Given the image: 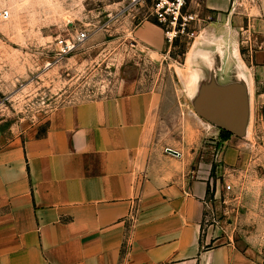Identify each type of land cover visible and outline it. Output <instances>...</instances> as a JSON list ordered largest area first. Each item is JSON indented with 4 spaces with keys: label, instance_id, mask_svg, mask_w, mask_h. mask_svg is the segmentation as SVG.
I'll list each match as a JSON object with an SVG mask.
<instances>
[{
    "label": "crops",
    "instance_id": "crops-1",
    "mask_svg": "<svg viewBox=\"0 0 264 264\" xmlns=\"http://www.w3.org/2000/svg\"><path fill=\"white\" fill-rule=\"evenodd\" d=\"M202 3L219 15L235 8V0ZM244 16L249 30L264 20V0ZM216 22L187 54L188 69H199L195 87L202 64H219L222 74L234 64L230 29L219 33ZM135 34L151 52L163 48L158 25L146 21ZM251 57L264 68V50ZM181 105L154 91L68 103L51 112L43 134L0 144V264H264L205 228L210 164L168 136L200 123Z\"/></svg>",
    "mask_w": 264,
    "mask_h": 264
},
{
    "label": "rangeland",
    "instance_id": "rangeland-1",
    "mask_svg": "<svg viewBox=\"0 0 264 264\" xmlns=\"http://www.w3.org/2000/svg\"><path fill=\"white\" fill-rule=\"evenodd\" d=\"M255 1L235 0L225 15L205 9L202 0L192 3L215 18L212 27L219 33L230 29L228 51L239 68L228 70L223 80L236 73L252 80L247 135L222 140L221 129L199 117L191 134L168 136L193 147L200 162L210 164L214 180L207 197L215 221L204 223L205 228L213 226L264 263V68L251 62L252 54L264 50V20L249 30L243 18ZM149 9L129 7V0H0V144L19 134H43L51 112L62 105L138 91L176 95L182 116L196 114L190 97L199 69L186 65L196 39L176 45L165 40L161 50L151 52L135 34L142 23H154ZM83 30L88 32L85 41L60 57L58 40ZM186 122L182 117L178 123Z\"/></svg>",
    "mask_w": 264,
    "mask_h": 264
},
{
    "label": "water",
    "instance_id": "water-1",
    "mask_svg": "<svg viewBox=\"0 0 264 264\" xmlns=\"http://www.w3.org/2000/svg\"><path fill=\"white\" fill-rule=\"evenodd\" d=\"M216 58L219 59L218 55ZM235 62L232 68L237 69L239 66ZM217 65L207 68L201 65V76L190 97L194 110L200 117L232 135L246 136L251 102L248 76L236 73L234 79L223 80L228 71L222 74L221 65Z\"/></svg>",
    "mask_w": 264,
    "mask_h": 264
},
{
    "label": "built area",
    "instance_id": "built-area-1",
    "mask_svg": "<svg viewBox=\"0 0 264 264\" xmlns=\"http://www.w3.org/2000/svg\"><path fill=\"white\" fill-rule=\"evenodd\" d=\"M195 0H129V7L138 5H149L148 18L158 25L163 33L165 40L172 45L175 40L190 44L191 41L197 39L199 33L209 24L214 21L211 14H202L197 6H193ZM8 16V12H5ZM88 37V32L83 30L63 37L58 40V54L60 57L67 55L77 49ZM165 152L173 154L175 157H182L179 151L173 150L170 147L165 148ZM216 195L214 196V198ZM215 221L213 201L205 200V216L204 223L212 225Z\"/></svg>",
    "mask_w": 264,
    "mask_h": 264
},
{
    "label": "trees",
    "instance_id": "trees-1",
    "mask_svg": "<svg viewBox=\"0 0 264 264\" xmlns=\"http://www.w3.org/2000/svg\"><path fill=\"white\" fill-rule=\"evenodd\" d=\"M180 41L179 40H175V45L177 44V43H179ZM183 43H186V42H183ZM181 44H182V42H181ZM187 44V43H186ZM220 135H221V138H222V140H229L230 138H231V136H232V134L230 133V132H228V131H225V130H222L221 129V133H220Z\"/></svg>",
    "mask_w": 264,
    "mask_h": 264
},
{
    "label": "bare ground",
    "instance_id": "bare-ground-1",
    "mask_svg": "<svg viewBox=\"0 0 264 264\" xmlns=\"http://www.w3.org/2000/svg\"><path fill=\"white\" fill-rule=\"evenodd\" d=\"M247 79H249L248 81H247V83H248V88H249V91H251V86H252V81H251V79L250 78H247ZM252 92V91H251ZM248 129H249V126H248ZM248 129H247V132H246V134L245 135H247V133H248Z\"/></svg>",
    "mask_w": 264,
    "mask_h": 264
}]
</instances>
